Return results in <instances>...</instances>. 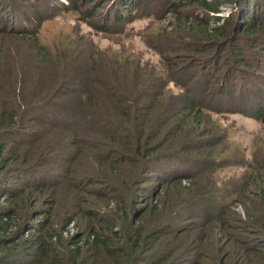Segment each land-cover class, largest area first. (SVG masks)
<instances>
[{"label": "trees", "instance_id": "16d2710c", "mask_svg": "<svg viewBox=\"0 0 264 264\" xmlns=\"http://www.w3.org/2000/svg\"><path fill=\"white\" fill-rule=\"evenodd\" d=\"M76 1L84 3L87 0H65V2L60 1V4L65 11L69 7H75ZM102 1L97 0L91 7L94 9ZM116 1L117 5L123 7L128 4L131 7H136L137 4L135 3L138 2V0H112L111 4H115ZM190 1H195L194 5L201 8L208 16L212 14V17L220 12L221 3L219 0L214 2ZM235 2L236 5L243 2V5L239 6L241 7L239 12H242L240 23L244 25L242 32H245V35H254L259 31V28L264 30V0H235ZM91 7L88 8L90 12L85 11L86 14L93 13ZM249 12L251 13L250 16H248ZM119 18L126 23L131 20L130 17L124 18L123 15ZM209 19L215 20L216 18ZM2 20L3 17L0 15V22ZM90 20L93 18L91 17ZM226 22L225 28L227 29L219 41L212 39L215 34L211 35L207 24L197 23L202 32L200 42L202 45L209 44L205 45L207 47L206 52H210L212 49L213 52L200 59L199 70L191 71L189 67L183 70L187 78L193 77L194 73H198L199 76L197 83H194L196 87H188L187 97L181 103L176 102V98L172 102H165L161 96L155 95L154 82L146 78L139 79L135 84V80L133 81L135 69L131 66L128 68L124 64H115L117 69L124 72L122 73L124 76H118L120 71L117 75L109 73L105 77V88L109 99L105 106L93 105L96 108L93 109V113L97 114L98 117L93 118V114L80 111L84 110L85 106L93 108L89 105L90 103H84L85 105L81 103L85 98L84 96L80 98L76 94H71L70 99H62V101L53 103L54 100L52 99H55L58 93L56 91L58 84L68 78L75 77L73 68L76 65L73 64L72 68L66 63L58 61V53L48 54L43 45L37 46L32 53L19 57L22 62L17 61L23 71V69L26 70L25 61L28 60L27 57L31 58V64L34 65L32 67L33 75L29 74L28 76H30L33 87L43 75L48 74L46 71L48 67L51 68V62L54 63V73L49 74L50 76L47 75V77H51L50 79L54 84L41 87V91H37L35 97L37 99L26 100L21 96L23 86L26 85L25 81L22 80L21 73L12 79L0 69V87L5 90L4 92L0 88V200L6 201L11 208L10 213H7L8 216H0V236H5L10 223L15 224L14 219H26L29 222L24 224L18 239L7 241L2 237L0 240V264H64L63 260H68V264H197L196 258L197 260L207 258L205 264H264V174L259 177L260 182L257 183V175L251 173L243 182L248 183V186L243 190H241V186L237 190H221L214 197L212 196L213 199L210 195H206L205 202L207 204L201 206L206 208L208 205L209 208L213 207L211 209H217L218 215L215 219H212V213L205 217L203 220L204 227L201 230L202 232L211 231L214 229L211 228L213 222H218L216 235L212 237L214 247L210 250L211 255L206 253L208 255L200 256L195 252L191 253L190 250L187 255L188 259L185 254L189 249L183 251L181 249L180 253H176L175 248L179 243L178 240L185 238L180 236L183 228L178 227L173 222L177 218L174 217L178 213L176 210L187 205V202L193 197L191 196L193 193H188L191 190L190 184L188 187L181 185L180 178L188 173L176 170L190 171L195 166H200L197 168V172L201 173L215 160L219 162V158L212 157L214 159H210L209 156L202 153L195 155L194 158L196 159L191 158V151L201 152V150L191 149L190 151L184 146L186 141L200 136L199 127L203 124L204 119L207 118L209 121V114L203 113L202 101H205L209 95L210 83L214 82L217 72L220 70L225 72V77L220 81V89L212 96L214 111L220 110L222 107L221 112L230 113L233 110L228 105H235L237 102L239 104L245 103L242 99L235 101L237 99L233 98L235 89H238L237 96L242 98H254L262 93L261 89L256 88L250 92L244 86H240L238 83L244 81L242 76L246 74L240 71V77H238V71L234 72L235 69L231 66L232 64L229 67L224 66L223 55L229 52L232 56L229 47L239 46L241 48V44L238 43L239 38H237L239 34L235 31L239 20L237 19L233 23L231 16ZM193 23L186 22L184 27H190ZM255 23L256 26L253 27ZM239 27L243 26L239 25ZM257 27H259L257 30L253 29ZM9 29L3 24L0 27L1 32L4 30L5 32L7 30V33H10L11 30L14 31L12 28ZM8 56H10L8 49L0 47V59L4 58L5 61H11L13 57L9 58ZM231 72L233 73L230 74ZM127 73H130L129 77L135 85L126 82ZM23 74L26 75L24 71ZM233 77L237 79L235 83L231 81ZM200 80L202 81L201 85L198 84ZM232 90L234 91L231 92ZM5 93L12 94L13 100L5 101L3 95ZM141 93H143L142 96ZM223 94H227L228 101L223 102ZM118 100H122L123 104ZM59 103L65 104L71 118L76 117L79 121H88L91 125H96L91 130V139L93 140L90 147L92 165L90 170L86 171L89 175L76 162L77 146L81 148L83 143L81 140L76 141L74 135L65 136L64 139H61L63 138L61 136H53L54 140L51 143L52 138L39 131L43 127L41 122L45 123V121L37 117L29 119L25 114L27 112L47 114L48 111L51 116L56 117L57 114L61 115L60 113L63 112L62 108H59L62 110L61 112L57 107ZM120 103L123 114L113 113L117 109L115 106ZM223 103L226 105L222 106ZM258 110H262L263 113L260 112L259 117H255V119L262 122L264 105ZM167 116L169 117L166 118ZM162 122L165 124L161 125ZM60 124L63 122L61 121ZM156 128H160L161 133L153 135L152 133ZM47 130L51 133L50 129ZM161 134H164V138L160 137L161 143H163L155 147L154 144L160 142L159 136ZM211 135L213 136V133ZM197 156L200 157L197 158ZM134 157L140 158L143 162L140 163V166L136 165L132 170L124 173L118 166L125 163V158ZM173 163L176 164H174L176 169L168 177L169 173L166 174L165 168L173 165ZM213 166L221 168L223 165L213 164ZM136 171L140 174L139 178L144 173L156 175L154 181L152 176L143 180L140 179L138 183L139 187L147 184L141 189L146 193L150 185V180L147 179L153 181L150 190L151 192L152 190L156 191L150 196L155 198L153 205L148 209L140 210L136 203L141 197L136 196L138 193H128L127 190L129 181L131 182L137 175L136 173L133 176ZM55 172L59 173L56 177L53 176ZM76 175H88V177L78 180ZM253 179L255 182H251ZM104 180L115 185L100 187L101 189L98 191L93 189V187L99 186L98 183L105 182ZM89 186L92 187L88 188ZM172 188L177 190L175 189L172 196H169L170 189L174 190ZM181 188L182 190L179 192L178 189ZM120 191L126 197L122 202L125 208L115 211L110 214V217L116 221V215L122 216L121 213H125L130 222L132 218H135L132 221L139 222L140 225L130 227L128 223L126 225L130 234V237H127L128 241L124 238L122 244L114 247L112 238L118 240L115 225H102V218L105 213L101 214L99 211L85 208L86 205L97 207L100 202L95 200L91 203L85 197L90 195L94 198L99 197V200L107 198L116 200L115 196L117 195L114 194H118ZM183 192L187 194L181 198L179 194ZM242 194H248L243 201L240 199ZM177 203L180 206H177ZM47 205H49L48 209H46ZM237 206L245 212L246 220L240 219L234 210V213H228V208ZM193 210L195 209L191 211ZM147 211L150 216L146 214ZM146 215L148 216L147 219ZM194 216L196 213H191L190 217ZM204 216L205 214L202 217L204 218ZM58 218L61 219L63 230L69 223L76 222L82 226L83 234L87 235L84 242L80 240L79 234L71 238V244L78 245L81 243V246H77L72 251H67L66 257L58 255L54 251L59 246L61 235L55 236V228L49 221ZM232 218L235 220L232 224L237 223L238 225L240 223L244 226V237L239 234L241 228L238 231L232 230L233 227L231 228L232 224H230ZM226 221L227 223L229 221L230 224L227 233H225ZM25 235H27V239L21 242ZM147 243L148 245H146ZM12 244L15 246L9 248ZM133 254L137 256L136 261H132L135 260L132 258Z\"/></svg>", "mask_w": 264, "mask_h": 264}, {"label": "rangeland", "instance_id": "374dc122", "mask_svg": "<svg viewBox=\"0 0 264 264\" xmlns=\"http://www.w3.org/2000/svg\"><path fill=\"white\" fill-rule=\"evenodd\" d=\"M60 1L65 2V0H0V10L2 9L0 15L3 17V20L0 22V27L3 24L8 30H10L9 28L14 30H11L10 33H7V30L6 32L5 30L4 32L0 31V47L8 49V55H10L8 57H13L11 61H5L4 58L0 59V69L6 75L11 76L12 79L19 76V73L22 74V80L25 81L24 83L26 85H22L23 92L21 96L26 100L35 98L37 96V91H41V87L54 84L50 79L51 77H47V75L50 76L55 71L53 62H51V68L48 67L46 71L48 74L43 75L41 80L38 81L34 87L30 82V76H28L29 74L33 75L32 67L34 65L31 64V58L27 57L28 60L25 61L27 66L26 70L23 69V71L26 75L23 74V71L17 64V61L22 62L19 57L25 56L30 52L32 53V51L36 50L37 46L43 45L48 54L58 53V61L66 63L72 68L73 64L76 65V67L73 68L76 74L75 77L68 78L58 84L56 90L58 93L56 92V98L52 99L54 100L52 101L53 103L62 101V99L68 100L71 94H76L80 98L81 96L85 97L81 102L83 104L90 103L89 105L92 107L94 104L98 106L107 105L109 96H107L105 88V77L109 73L117 75L121 71L117 69L115 64H124L128 68L131 66L135 69L136 72L133 79V81L135 80V84L141 78H146L154 82L155 95L161 96L165 102H172L174 98H176V102L178 103L184 102L188 94V87L190 88L194 86V83H197L199 74L194 73L193 77L187 78L183 70H186L188 67L191 71L199 70L201 63L200 59L213 52V49L210 52H206L207 47L205 45L209 44L205 43L202 45L200 42L202 32L197 26V23L203 25L207 24L211 35L215 34L212 39H217V41H219L223 38L222 35L227 29L225 28L227 24L226 21L231 16L233 17V23H235L237 19L239 20V24L235 31L239 34L237 38H239L238 43L241 44L242 50L239 46L235 48L234 46L229 47L232 56L227 52L223 55L222 61L225 67H229V65L232 64L231 66L235 69L234 72L238 71L237 74L239 75L235 74L238 77H240V71L246 74L243 76L241 75L244 81L238 83L240 86H244L250 92H252L251 90L254 91L256 88L261 89L262 93L254 97L255 99L253 97L242 98L237 96L238 89H235V91L232 90L231 92L234 91L233 98H237L235 101L242 99L245 103L239 104V102H237L235 105L227 104L233 110L230 113L221 112L222 107L220 110L214 111L212 96L220 89V81L225 77V72L223 70L217 72L214 82L209 85V95L206 97L205 101H202V107L204 108L203 113L205 115L209 114V121L205 118L203 124L199 127L200 136L193 140L186 141L184 146L190 151L191 149L201 150V152L191 151L190 154L193 156L189 155L191 158L202 153L203 155L209 156L210 159H214L212 157L219 158V162L215 160L213 164H222L223 166L221 168H215L213 164H211L212 166H208L201 173L197 172V168H200V166H195L194 169L190 171H186L185 169L176 170L188 173L180 178L182 182L181 185L183 187H188L190 184L191 190H189L188 193H193L191 195L193 196L192 199L187 202V205L178 208L176 210L178 213L174 216L177 217L173 220L175 225L184 229H182V233L179 232L181 234L180 236L185 237L184 239L178 240L179 243L175 247L176 253H180L181 249L182 251L189 249L185 254L187 258L190 250L191 253L195 252L200 256L211 255L210 250L214 247L212 237L216 235L218 222H213L211 228L214 229L211 231L202 232L201 230L204 227L203 220L205 217L212 213V219H215L218 215L217 209H211L213 207L209 208L208 205L206 208L201 206L207 204L205 202L206 195H210L213 199L221 190H237L239 186H241V190H243L248 186V183L243 182L247 180L246 178H248L251 173L252 175H257V183L260 182L259 177H262L264 174V119L262 122L255 119V117H259L260 112L263 113V111L258 110V108L264 105V30L259 27L253 28L256 30L259 28V31L254 35H245V32H242L244 30V25L240 23V20H242V12H239L241 9L239 6L243 5V2L237 3L236 5V2L234 3L235 0H219L221 3L219 7L220 12L212 17V14L208 16L201 8L194 5L195 1L191 2L190 0H138V2L135 3L137 4L136 7H131L129 4L123 7L117 5V1L112 5V0H103L94 8L95 11L92 7L97 0H87L84 3L76 1L75 7H69V9L65 11ZM206 1L214 2L215 0ZM89 7H91L93 13L86 14L85 11L90 12L88 9ZM121 15H123L124 18L130 17V22H124L123 19L119 18ZM250 15L251 13L249 12L248 16ZM91 17L93 20H90ZM209 18L216 19L210 20ZM186 22L194 23L190 27H184ZM239 25L243 27H239ZM254 26H256V23L253 27ZM240 39L242 40L240 41ZM122 73L124 72L121 71L118 76H124ZM232 73L233 72L230 74ZM129 75L130 73H127V77L125 78L126 82L134 84ZM231 81L235 83L237 79L233 77ZM198 84L201 85L202 81L200 80ZM8 87L10 88L9 85ZM0 88L5 92L3 87ZM137 90L139 91V89ZM3 95L5 101L13 100L12 94L5 93ZM142 95L143 93H141V96ZM226 96L227 94L223 96V102L228 101ZM118 101L123 104L122 100ZM121 103L115 106L117 109L113 113L123 114V111H121L123 110L121 108ZM225 105L226 103L222 104V106ZM57 107L58 109L62 108L63 112L59 109L62 113H60L61 115L57 114L56 117L51 116L47 110V114L40 112H27L25 114L29 119H35L37 117L45 121V123L41 122L43 127L40 128L39 131H42L46 136H50L52 138L51 143H53L54 140L53 136H61L63 137L61 139H64L65 136L74 135L76 141L81 140L83 143L81 148L77 146L76 162L79 167L88 174L86 171H89L92 165L90 147L93 140L91 139V130L94 126L96 127V125H91L88 121H79L76 117L71 118L68 112L69 110L66 109L64 103H59ZM94 108L95 107L90 108L89 106H85V109L80 111L93 114V118H95L98 116L93 113ZM61 121L63 124H60ZM162 124H165V122H162L161 125ZM47 129L51 130L52 136ZM31 131L33 130L31 129ZM160 133V128H156L152 134L158 135ZM212 133L213 136L211 135ZM164 134H161L159 138L161 136V138H164ZM166 137H168L167 134ZM161 138L159 139L160 142L154 144L155 147L163 143H161ZM130 154H128V156H131ZM198 157L200 156H197V158ZM125 160L123 165L118 166L124 173L132 170L136 165L140 166V163L143 162L140 158L135 157L129 159L125 158ZM174 164L175 163L166 168L164 167L166 174L169 173L167 175L168 177L172 174V171L176 169V164ZM137 172L138 171H136L133 176ZM58 175V172L53 173L54 177ZM88 175H76V178L81 180V178L88 177ZM139 175L140 174L137 173L135 178L131 180V182L129 181L127 190L128 193H138L136 196L141 198L137 201L136 206L140 210H144L145 208L148 209L154 203L153 199L155 197L151 198L150 194L155 193L156 190H152L151 192L150 189L156 175L154 173H144L141 178H139ZM152 176L153 181L147 179L150 180L148 192L145 193L141 191L147 184L140 186V188L138 186L140 179L143 180ZM104 181L105 182L98 183L99 186H95L93 189L98 191L101 189L100 187L104 188L108 185H115L107 183L106 180ZM251 182H255V180L253 179ZM90 187L92 186L88 188ZM172 189L174 190L170 189L169 196H172L176 188ZM180 190H182V188L178 189L179 192ZM186 194V192H183L179 195L181 198H184ZM114 195H117L115 196L117 202L113 198L99 200V197L94 198L90 195H86L85 199L89 200L91 203L97 200L100 204L97 207L86 205L85 208L99 211L101 214L105 213L102 218V225H115V231L118 232L117 238L119 241L116 238H112V240L114 247H117V245L123 243L124 238L128 241L127 237H130L126 225L129 223L130 227H132V225L138 227L140 223L136 221L133 222L132 219L135 218H132L130 222L125 213H121L122 216L116 215V221L110 217V214L125 208L122 202L126 197L123 196V193L120 191L118 194ZM247 196L248 194H242L240 196L241 201ZM161 200H163V198H161ZM177 206L180 205L177 203ZM48 207L49 205H47L46 209H48ZM10 209L6 201L0 200L1 217L8 216L7 213H10ZM192 209L195 210L191 211ZM233 210L240 219L246 220L245 212L241 207H230L227 211L230 213L233 212ZM191 213H196V216L191 218ZM146 214L150 216L148 211ZM204 214L205 216L203 218L202 216ZM147 215L146 219L148 217ZM233 219L234 218L230 220V224L234 223L235 220ZM14 222L15 224L13 222L10 223L6 234H4L5 236H0V240H2V237L7 241L18 239L24 224L29 223L26 219L21 220L20 218H17V220L14 219ZM49 222L53 224L55 228V236L61 235L59 246L54 250L58 255L66 257L67 251H72L76 249L77 246H81V243H78V245L75 243L71 244V238L78 234L81 236L80 240L82 242L87 239V235L83 234L82 226L76 222L69 223L64 230L61 227L62 222L60 218L50 219ZM194 222L196 224H193ZM230 224L229 221L228 223L226 221L225 233L228 232L227 229ZM232 227L234 231H238L241 228L239 234L244 237V226H242V224L239 223L237 225V223H235L231 225V228ZM186 229L187 231H185ZM173 232L176 233V231ZM26 237L27 235L23 237L21 242L27 239ZM146 245H148V243ZM14 246L15 245L12 244L9 248ZM19 249H21V247H19ZM136 257L137 256L133 254L132 258L135 260L132 261H136ZM206 260L207 258H199L198 260L196 258L195 262L197 261V264H205ZM67 261L68 260H63L64 264H66Z\"/></svg>", "mask_w": 264, "mask_h": 264}]
</instances>
